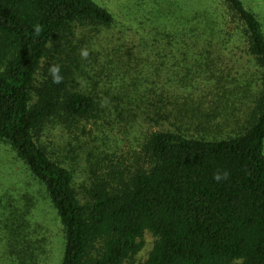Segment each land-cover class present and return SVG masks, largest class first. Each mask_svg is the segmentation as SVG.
Masks as SVG:
<instances>
[{"label": "trees", "instance_id": "obj_1", "mask_svg": "<svg viewBox=\"0 0 264 264\" xmlns=\"http://www.w3.org/2000/svg\"><path fill=\"white\" fill-rule=\"evenodd\" d=\"M162 5L153 18L166 47L179 52L182 79H246L232 73L229 57L250 58L262 86L254 114L231 138H211L205 127L157 130L131 163L90 156L85 201L75 168L44 137L57 127L74 133L100 114L98 95L80 89L95 58L88 51L82 59L86 41L73 39L78 29H109L116 18L96 0H0V144L55 210L63 227L60 264H124L141 251L145 231L157 238L145 264H264L262 23L242 0L197 2L193 10L182 0ZM51 64L61 65L62 83H52ZM108 71L121 77L130 69L102 67ZM218 171L228 178L215 181ZM5 230L12 248L14 218Z\"/></svg>", "mask_w": 264, "mask_h": 264}, {"label": "rangeland", "instance_id": "obj_2", "mask_svg": "<svg viewBox=\"0 0 264 264\" xmlns=\"http://www.w3.org/2000/svg\"><path fill=\"white\" fill-rule=\"evenodd\" d=\"M164 1L167 0H96L115 16L116 25L97 31L78 29L75 33L74 44L86 41L85 48L95 58L87 76L81 78L85 81H81L80 89L98 95L101 112L94 121L79 125L74 133L57 127L44 139L51 152L75 168V187L85 201L91 186L85 170L90 156H95L91 162L107 157L116 164L122 160L131 163L146 135L157 130L205 127L211 138H231L242 132L254 114L262 86L244 52L243 58L229 60L232 73L237 78L245 73L246 79L181 78L176 67L179 52L166 47L157 26L159 20L153 18L162 10ZM202 1L209 0H182L188 10ZM242 1L264 29V0ZM126 64L130 69L127 76L102 72L105 65L120 70ZM1 216L0 264L61 263V222L42 188L2 144ZM13 218L19 235L15 246L9 248L5 225ZM140 241L141 251L124 264L147 262L157 238L145 231Z\"/></svg>", "mask_w": 264, "mask_h": 264}, {"label": "clouds", "instance_id": "obj_3", "mask_svg": "<svg viewBox=\"0 0 264 264\" xmlns=\"http://www.w3.org/2000/svg\"><path fill=\"white\" fill-rule=\"evenodd\" d=\"M35 31L37 33L40 32L39 26H36ZM88 55H89V52H88L87 49H81L80 50V56H81L82 59H86L88 57ZM43 63H44V61L42 59L41 60V64H43ZM48 76L51 77V81H52L53 84H60V83H62L63 77L61 75V65L60 64H51V65H49L48 66ZM33 99L35 101L36 97L34 96ZM228 175L229 174H228L227 171H224L222 173L218 171V172H216L214 174L213 179L215 181L219 182L222 179H225L226 180L228 178ZM234 264H239V260L234 261Z\"/></svg>", "mask_w": 264, "mask_h": 264}]
</instances>
